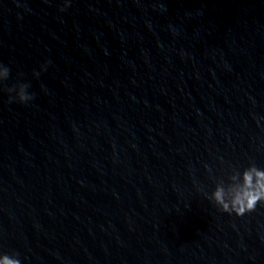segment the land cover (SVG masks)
Segmentation results:
<instances>
[{
  "label": "water",
  "instance_id": "obj_1",
  "mask_svg": "<svg viewBox=\"0 0 264 264\" xmlns=\"http://www.w3.org/2000/svg\"><path fill=\"white\" fill-rule=\"evenodd\" d=\"M62 7L0 0L5 86L35 94L0 91V254L264 264V204L241 217L208 198L232 168H264V0Z\"/></svg>",
  "mask_w": 264,
  "mask_h": 264
},
{
  "label": "clouds",
  "instance_id": "obj_2",
  "mask_svg": "<svg viewBox=\"0 0 264 264\" xmlns=\"http://www.w3.org/2000/svg\"><path fill=\"white\" fill-rule=\"evenodd\" d=\"M70 6V0H64V7L61 12L66 11ZM17 7H24L25 11H30L26 3L17 2ZM19 19L23 16L18 14ZM47 62L41 65L40 71H34L33 76L39 78L42 72L47 71ZM11 69L0 62V91H6L9 95V103L18 102L27 105L35 99V94L29 92L30 83H16L11 87H6L5 82L9 80ZM22 76V74H20ZM222 211L228 214L244 216L256 209L258 204H264V168L258 167L254 162L242 171L232 168L228 176V182L220 179L208 197ZM19 253L0 254V264H21Z\"/></svg>",
  "mask_w": 264,
  "mask_h": 264
}]
</instances>
